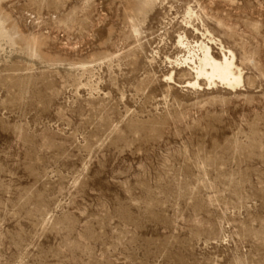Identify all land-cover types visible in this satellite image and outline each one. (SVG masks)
<instances>
[{"label": "rangeland", "instance_id": "374dc122", "mask_svg": "<svg viewBox=\"0 0 264 264\" xmlns=\"http://www.w3.org/2000/svg\"><path fill=\"white\" fill-rule=\"evenodd\" d=\"M0 264H264V0H0Z\"/></svg>", "mask_w": 264, "mask_h": 264}, {"label": "bare ground", "instance_id": "6f19581e", "mask_svg": "<svg viewBox=\"0 0 264 264\" xmlns=\"http://www.w3.org/2000/svg\"><path fill=\"white\" fill-rule=\"evenodd\" d=\"M181 44L182 42L180 41V45ZM198 47L201 50V57H198L197 63L194 61L191 62L194 65L193 71L197 76V80L195 82L189 83L190 86L194 87L193 89L196 87H198L197 89H200V80H205L209 87H213L216 85V83H219L226 89H233L234 87L240 86L242 84V77L240 75L237 76L235 73V57L231 52L225 53L224 49H222V59L218 60L212 54L211 48L208 45L201 43ZM189 60L190 58L187 57V59L184 60V63L187 64L190 62ZM169 80H173L172 75Z\"/></svg>", "mask_w": 264, "mask_h": 264}]
</instances>
